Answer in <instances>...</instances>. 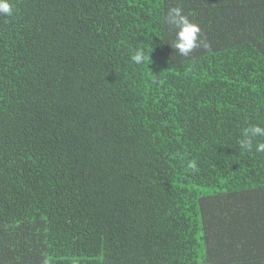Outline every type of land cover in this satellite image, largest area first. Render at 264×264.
I'll return each instance as SVG.
<instances>
[{
  "label": "trees",
  "instance_id": "1",
  "mask_svg": "<svg viewBox=\"0 0 264 264\" xmlns=\"http://www.w3.org/2000/svg\"><path fill=\"white\" fill-rule=\"evenodd\" d=\"M12 3L0 264H264V0Z\"/></svg>",
  "mask_w": 264,
  "mask_h": 264
},
{
  "label": "clouds",
  "instance_id": "2",
  "mask_svg": "<svg viewBox=\"0 0 264 264\" xmlns=\"http://www.w3.org/2000/svg\"><path fill=\"white\" fill-rule=\"evenodd\" d=\"M14 14V6L12 0H0V15L12 16ZM171 18V22L178 25L179 31L177 32V39L175 47L184 56H187L194 48L198 47L197 40L201 33L200 26L191 21L188 16L182 15L179 8H173L168 13ZM208 43L204 44V48H209ZM132 61L136 64H143L149 56H147L142 48H138L131 57ZM257 136H264V127L259 125H253L250 128L244 130L243 138L239 141V145L247 150L252 151L253 138ZM256 152L264 153V142L257 143L255 145ZM195 169V162H191L189 165ZM47 264V261H45Z\"/></svg>",
  "mask_w": 264,
  "mask_h": 264
}]
</instances>
